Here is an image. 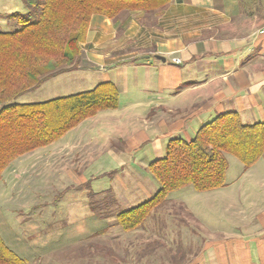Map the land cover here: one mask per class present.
Returning a JSON list of instances; mask_svg holds the SVG:
<instances>
[{
	"label": "crops",
	"instance_id": "obj_1",
	"mask_svg": "<svg viewBox=\"0 0 264 264\" xmlns=\"http://www.w3.org/2000/svg\"><path fill=\"white\" fill-rule=\"evenodd\" d=\"M262 30L264 0H171L153 12L125 11L114 19L94 15L82 61L71 72H102V80L84 91L113 82L120 92L119 106L98 112L6 168L11 169L4 182L21 179L20 187H40L46 195H38L39 202L26 193L17 197L15 204L25 208H11V201L0 197V235L11 250L29 264H52L61 252V264H177L166 252L179 251L176 238L186 245L200 239L190 226L183 236L168 230L144 235L109 231V220L116 222L114 205L127 202V192L115 177L118 172L139 173L149 149L156 160L163 158L160 139L173 135L170 139L191 140L220 114L236 112L249 125L263 122ZM176 58L181 63H174ZM111 73L118 79L110 78ZM257 176L258 187L264 189V174ZM225 188L200 196L208 211L215 209L222 218L231 212L236 224L225 231L210 228L202 241V258L189 264H264V192L249 206L237 197L229 206L223 202ZM49 189L57 195L48 196ZM65 203L68 231H60L64 238L54 241L49 219ZM189 211L203 224L202 212Z\"/></svg>",
	"mask_w": 264,
	"mask_h": 264
},
{
	"label": "trees",
	"instance_id": "obj_2",
	"mask_svg": "<svg viewBox=\"0 0 264 264\" xmlns=\"http://www.w3.org/2000/svg\"><path fill=\"white\" fill-rule=\"evenodd\" d=\"M27 12L7 15L16 30L0 31V181L18 157L60 140L100 111L119 106L113 82L88 91L44 102L16 101L53 77L75 71L82 61L92 17L114 19L125 11L153 12L171 0H22ZM166 155L148 170L159 185L156 194L133 208L118 212L125 232L139 229L167 203L168 196L191 186L198 193L226 186L227 155L250 169L264 155V121L244 124L236 112L205 123L191 140L170 139ZM0 264H29L0 235Z\"/></svg>",
	"mask_w": 264,
	"mask_h": 264
},
{
	"label": "rangeland",
	"instance_id": "obj_3",
	"mask_svg": "<svg viewBox=\"0 0 264 264\" xmlns=\"http://www.w3.org/2000/svg\"><path fill=\"white\" fill-rule=\"evenodd\" d=\"M15 12L25 13L27 12L25 5L23 4L22 0H0V31H13L16 30V21L10 20L6 16ZM101 73L97 71L94 74H84L79 72H67L63 73L57 77H53L52 79L46 81L44 85L40 86L39 88L24 94L20 97L16 102L20 104L26 103H37V102H44L55 97H63L68 96L70 94H76L79 92H83L84 90L90 89L94 86V82L97 80H102ZM110 78H114V80L118 79V76L111 73ZM167 136V135H166ZM173 136V135H171ZM164 137L160 142H164L163 148L161 149L160 156L164 157L166 154V145L170 138L172 137ZM140 154H138L139 156ZM135 158V157H134ZM158 156L149 149V153L147 157H144L143 163L145 165L149 164L150 162L156 160ZM227 159L229 162V170L227 172L226 177V188L223 190V198L225 203H228L229 206L233 205L235 201H231L236 197L239 199L238 201L244 203L245 206L251 205L254 198L258 197L259 194L264 192L263 188L258 187L259 185L256 183L257 180L260 178L257 176L259 174H264V155L259 160L257 166L254 169H246L244 165L239 162V160L232 156L227 155ZM12 165V164H11ZM14 165V164H13ZM144 167L142 169H138L139 173L132 172V171H124L118 172L117 178L118 183L116 185L124 187V193L126 194L127 202L118 203L114 205V210L116 213L133 208L146 202L150 198H152L157 190L159 189V185L156 182L155 178L151 175L148 168ZM11 167V166H10ZM6 170L5 176L3 181L0 182V197L3 200H10L11 202L8 204L11 208H24L28 205L23 204L20 206L19 204H15V201L21 196H24L25 193L27 196L37 197L35 198L37 202H39L40 198L38 195H44L45 190L38 187V188H28V187H20V183L22 182L21 179H14L12 182H4L7 181V175L9 170ZM105 182H102V185ZM119 187V186H118ZM120 187L118 188L119 191ZM194 188L191 186L179 189L176 192L171 193L168 196L167 203L160 207L159 209L155 210L150 217L146 220L144 225H142L139 229L135 231H141L144 235V231H176L180 234L188 232V227L200 234V239L192 244L194 245H186L185 243H181L183 238H176L174 240L175 249L179 251H174L172 253L166 252L168 256H174L175 261L178 264H189L196 259H201L203 254L200 250L202 247V241H204L205 237L204 234H208L207 231L212 229V231H225L229 229L231 226H235V216L231 212L227 213V216L223 218L219 215L215 209L212 212L208 211L209 205L206 206L205 204V197L200 196L203 195L202 193H198L197 191L193 190ZM20 191V192H19ZM55 191V189H53ZM52 189H49L53 192ZM117 191V192H118ZM259 193V194H258ZM54 194V192H53ZM57 193L54 194V196ZM46 196V195H44ZM18 197V198H17ZM17 198V199H16ZM227 198V200H226ZM44 199V198H41ZM212 204L210 205V207ZM58 212L57 215L53 219H49L50 221V229L48 231H56V233L52 234V238L54 241L61 240L64 238V232L68 231L65 228L68 220L69 215L67 214L68 206L67 204H59L57 205ZM215 206H213L214 208ZM194 211H200L205 216V221L203 224L201 221H197L193 219L189 209ZM207 212V213H206ZM206 213V214H205ZM10 222V226L13 228L14 220L12 217H8ZM38 222V221H37ZM113 224L115 226L113 227ZM110 225L109 231H123L117 223L113 222V219L109 220L108 226ZM63 230H62V229ZM183 228V229H181ZM230 230V229H229ZM42 231V230H41ZM62 231V232H60ZM143 231V232H142ZM182 231V232H181ZM201 232V233H200ZM134 235V234H131ZM183 236V234H182ZM207 236V235H206ZM180 237V236H179ZM142 238H147L143 236ZM170 239L173 238L170 236ZM62 253V252H61ZM58 254L55 256L53 261L56 264H61L59 260H61L60 256L63 254ZM52 262V264H55Z\"/></svg>",
	"mask_w": 264,
	"mask_h": 264
},
{
	"label": "built area",
	"instance_id": "obj_4",
	"mask_svg": "<svg viewBox=\"0 0 264 264\" xmlns=\"http://www.w3.org/2000/svg\"><path fill=\"white\" fill-rule=\"evenodd\" d=\"M262 33L264 32V30L261 31ZM174 63L179 64L181 63V60H179V58L173 59Z\"/></svg>",
	"mask_w": 264,
	"mask_h": 264
},
{
	"label": "water",
	"instance_id": "obj_5",
	"mask_svg": "<svg viewBox=\"0 0 264 264\" xmlns=\"http://www.w3.org/2000/svg\"><path fill=\"white\" fill-rule=\"evenodd\" d=\"M157 58H159L160 60H163L164 61V58L160 57V56H157Z\"/></svg>",
	"mask_w": 264,
	"mask_h": 264
}]
</instances>
